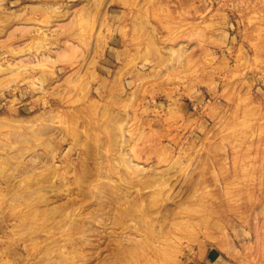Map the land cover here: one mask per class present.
Segmentation results:
<instances>
[{
	"label": "rangeland",
	"instance_id": "374dc122",
	"mask_svg": "<svg viewBox=\"0 0 264 264\" xmlns=\"http://www.w3.org/2000/svg\"><path fill=\"white\" fill-rule=\"evenodd\" d=\"M0 264H264V0H0Z\"/></svg>",
	"mask_w": 264,
	"mask_h": 264
}]
</instances>
